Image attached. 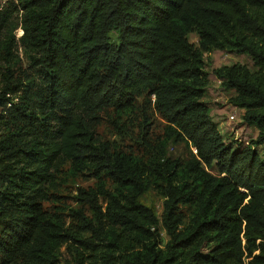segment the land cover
Listing matches in <instances>:
<instances>
[{"label": "trees", "instance_id": "trees-1", "mask_svg": "<svg viewBox=\"0 0 264 264\" xmlns=\"http://www.w3.org/2000/svg\"><path fill=\"white\" fill-rule=\"evenodd\" d=\"M14 22L36 53L31 62L44 90L39 115L18 112L25 122L18 138L0 141V212L20 215L0 235V264H58L63 246L73 264H264V0L0 3V39ZM192 30L205 50L253 62L256 71L233 65L215 75L256 125L263 156L221 136L202 102L209 82L203 54L187 39ZM145 96L155 98L175 139L197 151L164 170L161 218L140 202L141 179L155 170L113 155L91 128L100 113H125ZM214 163L219 177L203 167ZM67 164L110 175L118 187L81 190L91 216L77 211L70 228L43 205ZM161 227L170 238L164 248Z\"/></svg>", "mask_w": 264, "mask_h": 264}, {"label": "rangeland", "instance_id": "rangeland-1", "mask_svg": "<svg viewBox=\"0 0 264 264\" xmlns=\"http://www.w3.org/2000/svg\"><path fill=\"white\" fill-rule=\"evenodd\" d=\"M17 0H0L1 4ZM23 30L20 22H14L0 39V141L16 140L18 132L24 128L18 112L28 116L39 115V105L43 97L44 82L33 67L31 59L35 51L21 41ZM111 41L117 42L115 34H111ZM188 41L201 51L205 61L204 72L208 77V86L202 102L210 109V116L227 144L240 148H251L263 156L262 148L255 146L258 129L255 124L244 121L245 110L231 104L235 93L223 87L215 71L225 66H247L256 71L253 62L246 55L233 51L205 50L197 32L187 33ZM10 76L7 83L5 75ZM10 86L12 92H5ZM92 131L98 143H106L113 155L131 157L138 164L155 170V175L147 174L142 177L146 189L140 197V202L152 208L157 217L161 218L165 203L164 170L169 163L178 161L185 164L196 158V149L187 142L177 141L167 122L155 109V98L145 96L137 99L135 106L125 113L113 109L106 110L92 122ZM212 176L219 177L216 164L210 168L203 166ZM162 173V175H160ZM0 182V192L4 190ZM114 192L118 187L110 175L96 173L91 170L76 172L67 164L64 166L52 187L49 189V200L43 203L49 215L59 219L65 228L76 225L77 211L83 210L91 216L89 206L79 200L81 190L87 189ZM100 206L105 207V200L100 197ZM20 217L16 211L3 214L0 212V235L6 233L13 220ZM76 228V227H75ZM162 247L170 241L166 231L160 228ZM58 264H73V257L63 246L56 254Z\"/></svg>", "mask_w": 264, "mask_h": 264}]
</instances>
